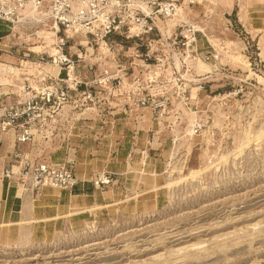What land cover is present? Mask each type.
<instances>
[{"label": "rangeland", "instance_id": "1", "mask_svg": "<svg viewBox=\"0 0 264 264\" xmlns=\"http://www.w3.org/2000/svg\"><path fill=\"white\" fill-rule=\"evenodd\" d=\"M164 2L170 11L142 39H97L81 50L97 62L91 76L103 63L121 76L112 96L89 88L99 116L89 114L86 136L66 130L30 147L55 163L68 150L95 158L82 166L109 176L102 184L91 175L99 205L28 192L30 213L0 238V264H264V0H155L154 10ZM6 24L17 42L34 29ZM7 35L1 62L15 64ZM132 79L143 104L117 98ZM116 127L122 146L109 142ZM135 135L142 146L124 165ZM116 153L121 175L101 172ZM107 184L113 196L104 198Z\"/></svg>", "mask_w": 264, "mask_h": 264}, {"label": "built area", "instance_id": "2", "mask_svg": "<svg viewBox=\"0 0 264 264\" xmlns=\"http://www.w3.org/2000/svg\"><path fill=\"white\" fill-rule=\"evenodd\" d=\"M155 4V0H0V21L25 28L51 22L54 38L49 44L31 45L28 42L37 35L32 30L20 42L13 39L12 33L11 38L5 36L2 41L4 51L11 53L14 48L18 59L15 64L4 63L0 57V77L5 75L10 80L0 84L7 88L0 90V138L8 135L13 141L0 177L16 179L23 193L43 187L66 189L76 184L73 150H68L63 162L55 163L33 157L30 147L39 139L51 140L66 130L68 134L77 131L80 138L86 136L83 131L89 130V114L99 116L88 105L94 98L89 88L99 87L107 91L104 97L112 96L121 76L104 63L98 64L99 74L91 76L97 62L81 59V50L97 39L103 43L115 37L142 39L158 29L156 17L167 15L171 9V3L164 2L154 10ZM81 35L84 39L78 38ZM13 65L20 67L18 78ZM48 65L56 67L57 73L46 69ZM137 86L138 81L132 79L117 98L142 103L144 98L135 92L140 89ZM63 140L68 141L66 137ZM67 145L74 147L69 142ZM102 175L98 182L108 183L109 176L104 172Z\"/></svg>", "mask_w": 264, "mask_h": 264}, {"label": "crops", "instance_id": "3", "mask_svg": "<svg viewBox=\"0 0 264 264\" xmlns=\"http://www.w3.org/2000/svg\"><path fill=\"white\" fill-rule=\"evenodd\" d=\"M2 23H5V22L0 21V37L7 35L9 33L8 31H6L7 28L4 25L2 26ZM8 36L9 35H7L6 37ZM11 68L16 74L15 77L18 78L19 73H20L19 68L14 65ZM7 80H8L7 76L2 75V77H0V84H5L6 82L10 81V80L8 81ZM6 89H7L6 86L0 87V90H6ZM116 112L117 110L112 113L116 114ZM129 114L130 116H134L137 113L130 111ZM120 127L115 128L114 132L117 133V135L115 136L113 140L110 139L109 142H113L115 145L117 143L119 146L120 145L122 146V142L124 144L127 137H124L123 135L124 131H122ZM132 137L133 138L128 140L130 142L129 144L130 152H128L124 161L121 162L122 164L123 162H125L124 165L127 163H130V164L134 163V161L137 159V156H138L135 153L136 152L135 149H138L140 146H142L138 140L137 135L132 136ZM75 140L77 141V139ZM12 145H13V141L10 138V136L6 135L0 138V173L4 167V161L7 159L8 154L12 151ZM90 149H92V146L87 147V152ZM142 153H143V150H141V154ZM83 155H84V152H81L80 154L78 153L76 156L77 161L73 168L75 177L77 178V183L75 185L65 190H59V188H56V187H52V188L43 187L42 189H39L37 191V194L38 195L43 194L44 198L48 197L52 199H57L60 197L62 198L63 196H65L68 202L70 203V205L72 206L78 205L82 207H88V205L90 206L99 205L98 203L91 204L94 200H96L97 196H99V193H97L95 190H92V187L90 185L91 175L94 176L99 173L97 172L95 173V169L92 166L91 167L82 166L84 163L92 162L95 158H90V160H88L89 159L87 158L88 156H83ZM109 155L106 156V157L109 156V158L104 161V164H103L104 166L101 169V172L105 171V172H110L115 175H121L122 166L118 164H120L119 162L123 158L119 157L117 153L114 156V158H112L111 154ZM59 159L62 160L63 157L57 158L56 160H59ZM110 160L112 161V163H114V166L112 168L113 170L110 168L111 165L107 164V162ZM111 181H112L111 184L113 185L114 181L113 180ZM17 185L18 184L16 181L8 180L4 177L3 179L0 178V238L5 239L8 235L10 236L11 235L10 233H12L10 232L11 228L22 227L21 223H23L28 218V215L30 213V208H29L30 193L26 194V196L25 195L22 196L20 193L22 191L20 190L19 187H17ZM112 185L110 184L105 185V187H107L109 190H105L104 192H101L102 197L107 198L109 196L110 188ZM110 194L111 196H113V193H110ZM55 195H56V198H53L55 197ZM33 208H34V205H33Z\"/></svg>", "mask_w": 264, "mask_h": 264}, {"label": "bare ground", "instance_id": "4", "mask_svg": "<svg viewBox=\"0 0 264 264\" xmlns=\"http://www.w3.org/2000/svg\"><path fill=\"white\" fill-rule=\"evenodd\" d=\"M29 11H32V9H30ZM28 11V12H29ZM33 12V11H32ZM34 19V18H33ZM35 21H37L36 19H34ZM38 22V21H37ZM39 23V22H38ZM9 27H10V30L11 31H18L19 30V26L18 25H14V26H11V25H9ZM33 30H35V32H36V36H34L35 37V41L33 42V43H39V42H44V43H46V44H49V43H51L53 40H54V38H53V29H52V23L51 22H43L42 24H39V25H37V26H35L34 27V29ZM10 32V31H9ZM26 35H28V33H26ZM8 38H11V35L9 34V36H8ZM24 62H22V64L21 65H24L23 64ZM18 67V66H17ZM19 68V70H20V67H18ZM22 68V67H21ZM46 69H49V70H52V72L54 73V74H56L57 73V68L56 67H51V66H46ZM21 71V70H20ZM15 169H16V167H14ZM100 176L102 175V174H99ZM4 178H6V179H8L7 177H4ZM101 178L102 179H104V177H103V175L101 176ZM8 180H13V181H16V179H8ZM17 182V181H16ZM77 183V182H76ZM75 185V184H74ZM73 186V185H72ZM71 186V187H72Z\"/></svg>", "mask_w": 264, "mask_h": 264}]
</instances>
